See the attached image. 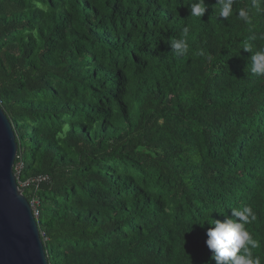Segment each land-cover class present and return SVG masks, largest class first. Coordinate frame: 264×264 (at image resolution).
<instances>
[{"label":"trees","instance_id":"1","mask_svg":"<svg viewBox=\"0 0 264 264\" xmlns=\"http://www.w3.org/2000/svg\"><path fill=\"white\" fill-rule=\"evenodd\" d=\"M193 2L0 0V106L20 187L50 178L21 187L49 264H216L200 223L244 206L264 264V0Z\"/></svg>","mask_w":264,"mask_h":264},{"label":"water","instance_id":"2","mask_svg":"<svg viewBox=\"0 0 264 264\" xmlns=\"http://www.w3.org/2000/svg\"><path fill=\"white\" fill-rule=\"evenodd\" d=\"M18 143L0 106V264H49L28 199L14 172Z\"/></svg>","mask_w":264,"mask_h":264},{"label":"clouds","instance_id":"3","mask_svg":"<svg viewBox=\"0 0 264 264\" xmlns=\"http://www.w3.org/2000/svg\"><path fill=\"white\" fill-rule=\"evenodd\" d=\"M217 3L219 5V18H229L235 0H218ZM187 5L190 7L191 17L201 18L207 11L205 0H195V2ZM253 6H256V0H253ZM238 16L247 23L251 22L249 11L246 9H240ZM189 31V27L185 26L183 37L170 43V48L176 55L187 53L188 43L186 37ZM243 49L252 53V49L248 45H245ZM250 71L255 76L264 77V49L252 53ZM256 219L257 216L252 207L244 206L242 209L232 208V215L224 220L208 219L200 223L202 226L205 222L214 225L207 229L208 239L206 244L212 251L211 259L215 260L216 264H262L261 256L256 254V250L261 247L260 241L255 239L246 227Z\"/></svg>","mask_w":264,"mask_h":264},{"label":"built area","instance_id":"4","mask_svg":"<svg viewBox=\"0 0 264 264\" xmlns=\"http://www.w3.org/2000/svg\"><path fill=\"white\" fill-rule=\"evenodd\" d=\"M22 167H23L22 163L18 164V166L16 167L17 173H19L21 171ZM14 169H15V167H14ZM15 175H17V174H15ZM49 181H50L49 176H46V175L45 176H38L36 178H33L31 180H28V181L22 183L21 187L25 188V187L30 186L31 184H33L34 185V189H39L41 184H43L44 182L47 183ZM19 187H20V185H19ZM29 203H30L31 209L34 212V216L38 217L39 214H40L39 207H38L39 206V200L37 198H32L29 201ZM42 235H44V234H42Z\"/></svg>","mask_w":264,"mask_h":264}]
</instances>
